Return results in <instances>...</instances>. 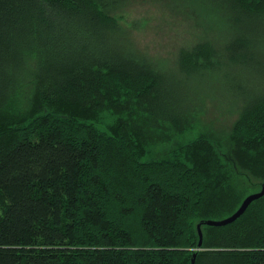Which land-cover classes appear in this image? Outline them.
Here are the masks:
<instances>
[{
	"label": "trees",
	"instance_id": "16d2710c",
	"mask_svg": "<svg viewBox=\"0 0 264 264\" xmlns=\"http://www.w3.org/2000/svg\"><path fill=\"white\" fill-rule=\"evenodd\" d=\"M130 2L0 0V264H264V194L201 223L246 196L211 142L136 155L144 129L188 128L182 78L211 70L239 99L231 137L260 189L264 0H170L202 27L174 65L118 19ZM101 110L109 131L88 121Z\"/></svg>",
	"mask_w": 264,
	"mask_h": 264
},
{
	"label": "rangeland",
	"instance_id": "374dc122",
	"mask_svg": "<svg viewBox=\"0 0 264 264\" xmlns=\"http://www.w3.org/2000/svg\"><path fill=\"white\" fill-rule=\"evenodd\" d=\"M118 19L131 29L141 46L171 65L176 64V52L183 42L197 38L202 30L197 16L192 12L188 15L181 5L176 7L170 0H131L122 8ZM182 79L183 85L179 87L185 96L184 101L191 104L188 128L177 131L167 125L166 128L156 125L144 129L147 144L136 155L141 161L167 158L190 140L205 139L214 145L223 167L227 164V168L232 170L236 177V190L241 191V198H238L241 200L259 189L262 178L257 176L255 168H251L253 165L244 163L242 168L237 159L244 155L231 137L238 118L239 99L227 90L226 81L219 80L214 71H202L195 78ZM260 86L264 87V84ZM116 119L115 113L101 110L91 115L88 121L109 131Z\"/></svg>",
	"mask_w": 264,
	"mask_h": 264
},
{
	"label": "water",
	"instance_id": "95a60500",
	"mask_svg": "<svg viewBox=\"0 0 264 264\" xmlns=\"http://www.w3.org/2000/svg\"><path fill=\"white\" fill-rule=\"evenodd\" d=\"M263 194H264V180L261 183L260 189L256 192H253V193L246 195L244 197V199L241 201L240 205L237 207V209L231 215H229L223 219H219V220H214V219L204 220L201 223H205L208 225H223V224L230 223V222L234 221L244 211V209L247 207V205L252 200L262 196ZM199 224L197 225V231H198V236H199V239L197 242L198 246H200L201 242H202V232L199 228ZM191 264H193V259L191 261Z\"/></svg>",
	"mask_w": 264,
	"mask_h": 264
}]
</instances>
